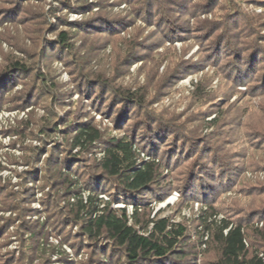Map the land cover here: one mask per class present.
Here are the masks:
<instances>
[{"label": "rangeland", "instance_id": "374dc122", "mask_svg": "<svg viewBox=\"0 0 264 264\" xmlns=\"http://www.w3.org/2000/svg\"><path fill=\"white\" fill-rule=\"evenodd\" d=\"M22 1L28 12L26 20L19 14L20 9L14 17L9 13L3 17L0 11V69L12 61L29 66L25 76L13 80L7 79L9 74L0 76V85L4 84L0 98V264H86L90 257L83 239L76 245L79 250L71 246L77 242L73 238L78 228L55 227L59 219L46 203L59 189L51 186L55 180L48 179L47 161L54 152L59 162L65 160L62 148L66 143L61 134L75 130L76 123L90 122L106 138L129 139L138 121L125 120L117 126L110 115L96 110L79 87L78 82L83 80L75 69L77 61L87 62L91 72L106 77L115 86L142 95L152 117L188 126L189 132L195 130V137L204 136L230 165L235 164V182L216 197L217 220H239L263 210L264 68L258 66L250 81L240 84L229 75L231 49L223 48L222 55L215 58L213 41L221 32L212 37L205 28L236 9L240 16L233 28L235 41L231 47L243 54L244 43H253L251 34L256 32L257 43L264 49V0H185L189 4L187 12L180 9L179 16L166 15L183 26L177 38L168 37L166 30L157 26V5H152L153 15L147 21L141 12L145 8L142 0ZM100 2L105 4L100 12L108 18L105 22L120 27L112 25L110 32L87 38L86 31L79 27L99 11ZM3 5L15 12L7 0L0 1V7ZM61 32L69 34L71 51L51 50ZM30 71L44 76L45 82L37 81ZM56 128L61 134L53 132ZM100 150L97 146L87 158L99 159ZM140 155L148 159L146 153ZM190 162L185 159L168 168L164 165L159 184L169 193L163 202L150 199L149 205L152 218L161 213V218L186 223L194 242L196 232L202 229L196 220L207 206L180 198L179 191L195 178V168L189 172ZM103 197L108 200V196ZM72 198L68 199L70 203L74 202ZM60 201L64 209L67 200ZM35 221L47 223L48 237L40 240V258L29 256L27 230ZM256 227H262V223H255ZM252 249L263 252L264 244ZM214 260V252L202 245L194 264H213Z\"/></svg>", "mask_w": 264, "mask_h": 264}, {"label": "trees", "instance_id": "16d2710c", "mask_svg": "<svg viewBox=\"0 0 264 264\" xmlns=\"http://www.w3.org/2000/svg\"><path fill=\"white\" fill-rule=\"evenodd\" d=\"M7 1L8 5L15 8V12L11 13L9 6L3 5L0 7L3 17H7L8 13L14 17L20 9L22 19H28V12L23 8L24 1ZM142 1L145 8L141 12L146 15L147 21L149 22L150 16L153 15L152 5H157L160 18L157 26L166 30L168 37L175 35L177 38L183 26L173 17L166 18V15L175 13L179 16L182 14L181 10L188 11L189 4L185 0ZM104 5L103 2L98 3L99 11L89 22L80 25L79 28L86 31L87 38L89 35L101 36L106 31L110 32L112 25L114 28L119 25L117 29L120 27V24L111 25L105 22L109 21L108 18L100 13L104 10ZM239 16L238 10H232L227 18L211 22L205 29H208L212 37H215L214 34L218 31L221 32L213 41L215 58L222 55L223 48L231 49L233 62L231 60V63H228L231 69L229 75L235 76L240 84H246L256 73L254 71L258 66L264 68V49L257 43L256 32L251 34L253 43H244L246 50L243 54L238 48L231 47L230 43L235 41L233 31H236ZM29 21L24 24L27 25ZM69 40V34L61 32L57 44L51 50L58 53L63 50L71 51ZM249 52L252 53L244 56ZM75 69L83 80L78 82L79 87L93 102L96 110L102 111L105 116L110 115L117 126L125 120L138 121L132 128L129 139L106 138L90 122L76 123L75 130L64 134L57 128L53 131L55 134L60 133L64 138L66 145L63 146L62 153H66V158L59 162L56 158L57 152H54L47 161L50 165L46 168V172H50L48 179L55 180L51 186L59 191L49 197L46 206L51 207L52 213L59 219L55 226L57 229L60 230L63 226L65 230L70 226L78 228L73 238L77 242L71 246L79 250V246H76L80 244L79 240L83 239L88 243L86 248L90 257L86 264H194L202 245L214 252L213 264H264V258L261 257L264 251L252 249L255 245L264 244V208L256 216L250 214L239 220H217L219 210L215 204L216 197L223 189L231 188L235 182V164L230 165V161L224 159L220 150L214 149V145L205 140L204 136L195 137V130L191 129L189 132L188 126L179 122L175 124L173 120H164L159 116L152 117L147 111L148 103L142 95L119 88L106 77L94 74L87 68V62L77 61ZM28 72L27 64L12 61L0 69V76L9 74L7 79L13 80L18 75L25 76ZM33 73L37 81L45 82L44 76L35 71L31 72ZM261 80L264 85V74ZM3 90L4 84H1L0 98ZM140 120H144L146 124ZM163 124L165 128L162 127ZM73 125L74 123L72 127ZM151 125L156 130H151ZM188 133H192V136H188ZM97 146L101 148V157L96 160L88 159L86 155L96 150ZM163 146L166 148L163 149ZM75 150L79 152L73 154ZM141 152L146 153L147 160L141 159ZM185 159L191 161L189 172L195 168V178L179 191L180 198L182 201L192 200L207 206V211H202L196 220L198 224L201 223L198 227L202 229L196 232L197 241L194 242L191 241V228L186 223L174 222L171 217L161 218V213L152 218L149 205L150 199L160 203L169 193L159 184L164 165L168 168L172 163ZM105 195L108 196V201L101 198ZM69 198L74 199V202L70 203ZM58 200H61L60 203L67 200L64 209ZM116 204L125 207L114 208ZM128 207L133 209L131 215L128 214ZM255 223H262V227L254 228ZM46 225L47 223L39 221L28 225L29 256L33 258H40L42 253L40 240H47Z\"/></svg>", "mask_w": 264, "mask_h": 264}, {"label": "built area", "instance_id": "2783aa9c", "mask_svg": "<svg viewBox=\"0 0 264 264\" xmlns=\"http://www.w3.org/2000/svg\"><path fill=\"white\" fill-rule=\"evenodd\" d=\"M143 156V155H142ZM101 198H104L103 196H101ZM105 199V198H104ZM108 201V200H107ZM125 206L124 205H122V204H116V205H114V208H124ZM132 211H133V209H132V207H128V214H132Z\"/></svg>", "mask_w": 264, "mask_h": 264}]
</instances>
